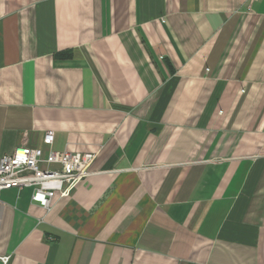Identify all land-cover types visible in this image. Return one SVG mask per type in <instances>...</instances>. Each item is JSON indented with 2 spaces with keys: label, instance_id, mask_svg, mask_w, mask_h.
Instances as JSON below:
<instances>
[{
  "label": "crops",
  "instance_id": "obj_1",
  "mask_svg": "<svg viewBox=\"0 0 264 264\" xmlns=\"http://www.w3.org/2000/svg\"><path fill=\"white\" fill-rule=\"evenodd\" d=\"M22 146L95 160L49 211L0 193L6 264H264V0H0Z\"/></svg>",
  "mask_w": 264,
  "mask_h": 264
},
{
  "label": "built area",
  "instance_id": "obj_2",
  "mask_svg": "<svg viewBox=\"0 0 264 264\" xmlns=\"http://www.w3.org/2000/svg\"><path fill=\"white\" fill-rule=\"evenodd\" d=\"M52 132L43 135L42 142L51 146ZM93 154L56 152L45 155L39 148L22 146L0 157V193L5 190L31 189V201L49 211L55 192L69 193L92 175ZM6 264L9 257H1Z\"/></svg>",
  "mask_w": 264,
  "mask_h": 264
}]
</instances>
